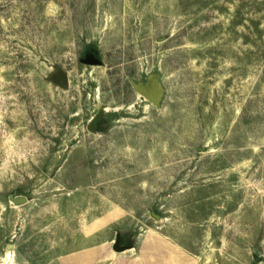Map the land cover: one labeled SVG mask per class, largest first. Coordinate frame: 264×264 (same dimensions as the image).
Returning <instances> with one entry per match:
<instances>
[{"label":"rangeland","instance_id":"1","mask_svg":"<svg viewBox=\"0 0 264 264\" xmlns=\"http://www.w3.org/2000/svg\"><path fill=\"white\" fill-rule=\"evenodd\" d=\"M0 264H264V0H0Z\"/></svg>","mask_w":264,"mask_h":264},{"label":"water","instance_id":"2","mask_svg":"<svg viewBox=\"0 0 264 264\" xmlns=\"http://www.w3.org/2000/svg\"><path fill=\"white\" fill-rule=\"evenodd\" d=\"M81 61L82 63L88 65H103V61L96 53L94 54L87 53L85 57L81 59ZM58 78H59L58 79L59 83L65 89H68L70 86L68 74L66 72H62ZM135 88L142 96L150 100L156 106L161 105L163 89L160 87L156 75L151 76L147 84H143V83L135 84ZM100 115L101 113L91 123L90 125L91 130H94V125H96V123L98 122ZM11 200L17 205H21L27 202V198L25 197L11 196ZM131 247H132L131 245H123L120 236L117 238V241L114 246L116 251H124Z\"/></svg>","mask_w":264,"mask_h":264},{"label":"bare ground","instance_id":"3","mask_svg":"<svg viewBox=\"0 0 264 264\" xmlns=\"http://www.w3.org/2000/svg\"><path fill=\"white\" fill-rule=\"evenodd\" d=\"M12 253L13 252H9V255H8V258H7L10 262L13 261V254Z\"/></svg>","mask_w":264,"mask_h":264},{"label":"flooded vegetation","instance_id":"4","mask_svg":"<svg viewBox=\"0 0 264 264\" xmlns=\"http://www.w3.org/2000/svg\"><path fill=\"white\" fill-rule=\"evenodd\" d=\"M90 54H94V52H90Z\"/></svg>","mask_w":264,"mask_h":264}]
</instances>
